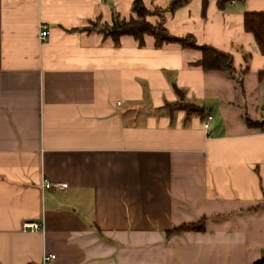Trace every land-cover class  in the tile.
I'll use <instances>...</instances> for the list:
<instances>
[{
    "label": "crops",
    "instance_id": "obj_1",
    "mask_svg": "<svg viewBox=\"0 0 264 264\" xmlns=\"http://www.w3.org/2000/svg\"><path fill=\"white\" fill-rule=\"evenodd\" d=\"M134 1L0 0V264L264 259V52L244 26L264 0H142L233 73L151 35L116 44L102 29Z\"/></svg>",
    "mask_w": 264,
    "mask_h": 264
},
{
    "label": "trees",
    "instance_id": "obj_2",
    "mask_svg": "<svg viewBox=\"0 0 264 264\" xmlns=\"http://www.w3.org/2000/svg\"><path fill=\"white\" fill-rule=\"evenodd\" d=\"M189 1L190 0H173L169 11H174ZM233 1L241 0H218L219 9L224 10L226 5ZM133 12L136 14V18L132 17L130 20L115 19L113 25L104 26L102 30L105 35L111 37L116 44H119V41L123 36H132L139 40L141 44H143L145 35L153 36L156 39L157 47H162L165 43L179 42L184 48H197L202 51L203 58L200 64L205 70L224 71L230 73L234 72L233 57L231 55L207 46L198 47L194 39L191 37L186 39H177L171 37L164 25L165 23L163 20L157 22L156 25L152 24L148 20L149 16H154L161 11L156 10L155 12H151L146 8L142 0H135ZM244 26L248 33L254 35L259 47L264 52V13H246L244 18ZM178 104L188 113H200L201 111V109L195 105H189L182 100L181 103ZM250 125L258 126L259 124L250 122ZM195 226L196 225L193 224L175 228L168 232L167 236L170 237L172 235L181 234L189 230H194ZM256 264H264V259Z\"/></svg>",
    "mask_w": 264,
    "mask_h": 264
},
{
    "label": "built area",
    "instance_id": "obj_3",
    "mask_svg": "<svg viewBox=\"0 0 264 264\" xmlns=\"http://www.w3.org/2000/svg\"><path fill=\"white\" fill-rule=\"evenodd\" d=\"M48 35V31L44 30L41 33V37L44 39ZM211 119V118H210ZM210 119L205 123L204 128L206 130L210 127ZM68 188L67 184H52L49 181H45L44 183V189L45 190H51V189H58V190H65ZM43 228L41 224L37 222H27L24 224V231H31V232H37L41 231ZM55 255H45L43 258V264H49L53 260H55Z\"/></svg>",
    "mask_w": 264,
    "mask_h": 264
}]
</instances>
